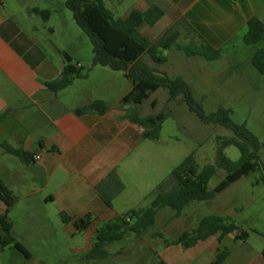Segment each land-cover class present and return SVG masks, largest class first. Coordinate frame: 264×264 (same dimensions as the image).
<instances>
[{
    "label": "crops",
    "instance_id": "crops-1",
    "mask_svg": "<svg viewBox=\"0 0 264 264\" xmlns=\"http://www.w3.org/2000/svg\"><path fill=\"white\" fill-rule=\"evenodd\" d=\"M1 1L0 179L18 197L17 204L52 208L61 218L71 219L65 223L76 229L75 221L87 220L89 226L84 231L88 243L85 249L73 250L75 257L89 264H104L112 254L101 261H88L85 257L92 251L98 231L121 217L114 205L125 190L121 168L148 142L142 139L143 129L118 109L133 85L124 73L92 67L87 77L75 80L69 88L51 92L47 85L62 78L70 54L51 41L47 32L52 28L41 24V17L32 12L45 11L39 2L20 0L13 6L7 0ZM152 6L159 7L164 16L154 27L142 28L151 42L175 29L180 34L179 42L206 43L219 50L221 58L225 54L234 69L242 72L245 65L252 74L257 71L252 58L255 52L264 50V40L254 46L246 63L236 61L241 56L238 47L245 44L248 23L257 19L264 24V0H135L132 11L146 12ZM145 57L150 59L144 56L143 61ZM116 84L123 89L121 94L116 99L104 96ZM97 101L109 106L105 114L76 115L75 110ZM5 146L21 150L31 159L24 163L7 154ZM113 174L124 187L120 193L108 184ZM145 195L142 191L137 194L138 199ZM6 211L0 201V216ZM10 213L8 221L12 223ZM180 235L168 241H175ZM160 243V251L157 247L151 251L155 262L211 264L219 249L226 248L230 255L225 264H264V245L251 244L249 235L245 241H236L235 235H229L221 243L218 236H213L192 248L168 246L165 240Z\"/></svg>",
    "mask_w": 264,
    "mask_h": 264
},
{
    "label": "rangeland",
    "instance_id": "rangeland-1",
    "mask_svg": "<svg viewBox=\"0 0 264 264\" xmlns=\"http://www.w3.org/2000/svg\"><path fill=\"white\" fill-rule=\"evenodd\" d=\"M34 1L50 13L49 23L45 24L46 21L41 18V24L52 28L47 32L51 41L68 52L71 65L87 76L93 67V46L91 39L75 22L72 12L65 7L68 0ZM7 2L13 6L21 3L20 0ZM134 4L135 0L105 1L106 8L116 19L125 18L133 10ZM180 44L189 46L183 40ZM238 48L241 54L236 61L238 64L246 63L255 49L244 43ZM163 55L168 58L165 65H156L148 57L144 58V62L165 73L170 80L182 77L207 116L217 113L221 108L231 111L233 123L245 125L262 144L259 157L264 171V77L255 70L252 74L245 65L242 72L241 69H234L233 62L225 54L213 62L188 58L175 49ZM117 73L122 75V72ZM122 91L116 84L112 91L103 94L116 99ZM153 101L156 102L155 108L152 106ZM118 109L127 115L137 113L142 117L171 114L163 124L160 139L146 142L128 164L122 166L120 176L125 190L114 204L120 216L133 209L150 208L158 186L166 181L165 191L173 190L175 183L169 180L171 174L190 155H194L201 169L209 165L217 167V138L230 139L234 136L221 126L201 122L188 110L182 97L170 101L166 89L152 94L140 107L121 104ZM224 153L233 162L240 159V152L235 147L226 148ZM263 171L243 177L210 202L191 204L179 218L169 208L161 210L149 233L143 236L129 233L125 240L109 248L112 258L104 264H152L156 256L151 251L156 247L158 251L162 248V239L155 237V234L163 232L165 240H172L184 230L196 228L208 216L230 219L240 231L249 235L251 244L264 245ZM225 177L226 172L218 169L209 183V190H214ZM141 191L146 192V195L138 199L137 194ZM10 218L17 241L27 248L32 257L26 259L13 246H8L0 250V264H89L77 259L73 251L86 248V232L78 231L73 225L68 226L54 209L37 208L23 202L14 206Z\"/></svg>",
    "mask_w": 264,
    "mask_h": 264
},
{
    "label": "trees",
    "instance_id": "trees-1",
    "mask_svg": "<svg viewBox=\"0 0 264 264\" xmlns=\"http://www.w3.org/2000/svg\"><path fill=\"white\" fill-rule=\"evenodd\" d=\"M105 1L113 0H68L65 7L70 10L74 20L80 29L91 39L93 46V67L107 68L114 72H122L131 81L132 91L126 95L121 104L141 106L150 99L151 95L160 89L168 91L169 100L174 101L182 97L188 110L207 125H218L233 133L230 139L217 138V167L206 166L201 169L195 162L194 155H190L180 166L175 168L171 178L175 187L171 191H165V183L159 185L155 197L148 209H134L129 213L106 223L97 233L94 247L85 257L88 261H101L110 258L108 247L125 240L129 233L143 236L149 233L155 226L158 213L166 208L175 212L179 218L185 209L193 203L210 202L218 195L228 190L243 177L249 176L256 171H263V165L259 154L262 144L245 125H236L231 119L232 112L223 108L215 114L207 116L201 105L193 97L190 86L182 77L170 80L157 76V70L149 67L144 61V56L157 65H164L168 58L164 52L177 50L188 58H201L209 62L219 60L221 52L210 45L183 46L180 44V34L175 29L168 30L156 42H151L142 33L145 26L154 27L164 16V12L157 6H152L146 12L132 11L127 17L116 19L113 13L106 8ZM2 1L0 0V5ZM34 14L40 16L44 21L50 19L48 11L34 9ZM264 40V24L253 19L248 23V33L244 38L247 46H257ZM254 68L264 77V50L255 52L252 58ZM79 70L71 65V59L67 57L66 66L62 78L49 83L47 86L53 93H59L69 88L77 79L85 78ZM154 108L156 103H153ZM109 106L101 101L75 110L76 115L82 116L86 113L105 114ZM171 117L169 113H159L154 116L142 117L137 113L127 115L130 122L143 129L142 139L145 141H158L161 136L163 124ZM228 147H235L240 152L238 162L231 161L226 157L224 151ZM5 152L28 163L31 156L21 150L5 146ZM226 172V177L215 187L209 190V183L216 175L217 170ZM264 185V175L262 178ZM108 184L115 187L117 193L123 191V185L113 174L108 179ZM0 201L3 202L7 211L0 216V245L2 248L13 246L26 259H31L28 250L17 241L13 232V225L8 221L11 208L18 203V197L0 179ZM108 206L111 202L106 201ZM63 217V215H62ZM67 222L71 219L63 218ZM78 230H87V220L75 221ZM229 235H235L236 241H245L248 234L240 231L239 227L230 222V219L220 216H208L203 218L196 228L184 231L175 241L165 240L162 234H155L165 240L168 246H183L192 248L199 242L218 236L220 243ZM230 252L226 248L218 251L216 259L211 264H225ZM264 256V251H263ZM153 264H165L157 261Z\"/></svg>",
    "mask_w": 264,
    "mask_h": 264
},
{
    "label": "water",
    "instance_id": "water-1",
    "mask_svg": "<svg viewBox=\"0 0 264 264\" xmlns=\"http://www.w3.org/2000/svg\"><path fill=\"white\" fill-rule=\"evenodd\" d=\"M157 76L165 77L163 74L156 73ZM264 172V171H263Z\"/></svg>",
    "mask_w": 264,
    "mask_h": 264
},
{
    "label": "built area",
    "instance_id": "built-area-1",
    "mask_svg": "<svg viewBox=\"0 0 264 264\" xmlns=\"http://www.w3.org/2000/svg\"><path fill=\"white\" fill-rule=\"evenodd\" d=\"M36 159L38 160V159H40V157H36Z\"/></svg>",
    "mask_w": 264,
    "mask_h": 264
}]
</instances>
